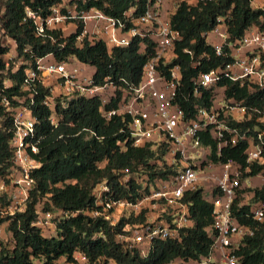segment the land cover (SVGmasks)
Returning a JSON list of instances; mask_svg holds the SVG:
<instances>
[{"label":"trees","instance_id":"obj_1","mask_svg":"<svg viewBox=\"0 0 264 264\" xmlns=\"http://www.w3.org/2000/svg\"><path fill=\"white\" fill-rule=\"evenodd\" d=\"M62 1L0 0V180L7 184L0 191V228L5 225L9 239L0 240V264H58L59 260L64 264H79L74 257L76 253L84 256V264H95L98 259L117 264H173L176 261L188 264L208 257L213 241V206L201 190L187 192L184 196L191 225L180 229V239L155 241L145 257L135 250L123 249L116 240L126 226L144 222L143 214L129 218L121 216L113 226L103 216L92 217L91 212L99 209L94 190L102 183L107 185L109 195L116 201L134 203L140 198L142 184L130 178L127 187L123 186V170L145 175L148 178L145 182L165 178L169 172L158 169L150 146H132L126 130L127 118L114 116L109 121L103 118L98 96L58 95L53 107H46L42 102L49 95L47 88L36 82L34 88L24 89L26 70H36V61L48 55L56 62L75 57L94 68L93 85L111 82L116 87L135 86L153 49L149 45L146 53L140 54V40L135 39L128 47L113 48L109 52L103 42L87 37L82 39V46L77 47L76 38L83 31L81 22L67 35L61 30H52L37 36L32 21H23L26 8L44 18L51 7ZM251 3L252 0H197L195 4L180 0L176 3L169 19L171 28L180 36L175 43L177 58L173 64L180 66L182 74L181 95L176 102L184 111L185 119L194 116L193 105L209 109L213 104V88L202 90L197 98L190 96L188 101L184 100L193 91V78L199 71L209 72L233 61L229 56L215 57L206 43V34L219 25L218 19L223 20L227 43L239 41L251 27L264 32V8L254 9ZM146 4L147 0H95L83 8L95 7L123 21L130 9H134V17L142 14ZM2 38L13 42L16 58L23 62L15 70L4 60L10 49L2 43ZM184 50L192 51L195 56L206 52L210 60L193 69ZM224 52L229 54L226 47ZM5 81H10V85L4 86ZM216 87L224 88L225 100L240 103L249 117L239 123L228 122L238 133V141L234 146L221 148L218 157L217 142L207 133H200L201 142L210 148L212 162L231 160L239 165L243 182L264 171V164L247 163L245 155L250 139L258 144V134L264 132V125L259 122L264 112V89L247 83L241 86L229 79H221ZM120 95V91H116V99L107 104L105 110L115 109ZM4 100L10 108L27 106L37 121L34 143L38 153L30 155L39 167L31 172L33 189L28 194L24 211L14 215L5 213L13 191L9 178L15 167L11 145L13 123ZM52 117L56 127L51 124ZM246 193L251 195L248 204L242 199ZM260 201H264V187L242 188L233 202L232 211L238 223L252 232L235 251L239 264H264V219L257 222L250 214V209ZM39 206L43 213L57 215L53 220L55 236L47 237L44 229L33 225Z\"/></svg>","mask_w":264,"mask_h":264},{"label":"built area","instance_id":"obj_2","mask_svg":"<svg viewBox=\"0 0 264 264\" xmlns=\"http://www.w3.org/2000/svg\"><path fill=\"white\" fill-rule=\"evenodd\" d=\"M91 1L95 0H63L51 7L44 18L26 8L23 21H32L37 36L52 30H61L63 33L64 27L75 30L77 23L81 22L83 31L76 38L77 47L82 46L84 37L103 42L109 52L113 48H126L135 39L140 40V54H145L147 47L151 45L153 54L142 67L139 83L135 86L116 87L111 82H106L102 86H96L92 83L93 67L80 63L75 57L56 62L48 55L36 61V70H26L24 89L34 88L36 82L47 88L49 95L44 97L42 103L49 108L53 107L58 95L85 98L98 96L103 118L107 121L114 116L127 118L126 130L132 146H150L158 169L169 172L165 178L145 182L144 180H148L145 175L123 170V186L127 187L130 178L142 184L140 198L134 203L128 200L116 201L109 195L107 185L102 183L94 190L99 209L91 212L92 217L103 216L113 226L118 222L116 214L126 218L143 214L144 222L126 226L124 233L117 235L116 240L123 249L135 250L145 257L155 241L180 239V229L191 225L184 196L187 192L201 190L213 206V241L208 257L188 264H239L235 251L252 232L238 223L232 206L243 188V182L249 178L242 182L240 166L231 160L225 163L212 162L211 150L202 145L200 133H207L217 142V157L221 148L236 145L238 133L228 126V122H243L249 116L240 103L225 100L224 88H217L216 85L221 79H229L241 86L247 83L256 89H264V32L251 27L239 41L227 43L226 31L219 29L223 20L218 19L219 25L206 34V43L210 34L215 36L219 40L217 43H207L214 56H229L233 61L209 72L199 71L193 78V91L184 100L188 101L190 96L197 98L202 90L213 88V104L209 109L193 105L194 116L185 119L184 111L176 102L181 95L182 74L180 66L173 64L177 58L175 43L180 40V36L171 28L169 19L176 5L173 10H168L164 8L163 0H147L142 14L134 17V9H130L121 21L95 7L83 8ZM259 8L263 9L264 5ZM224 47L229 54L224 52ZM184 52L189 55L193 69L210 60V55L206 52L197 56L190 50ZM116 91L121 93L116 108L105 110L104 107L116 99ZM3 103L8 107L13 123L11 145L15 169L12 172L17 174L10 181L13 191L5 213L14 215L24 211L28 194L33 189L31 172L39 167V163L30 155L38 153L34 143L37 121L27 106L10 108L8 102L4 100ZM232 113L236 115L233 116ZM262 119L264 112L259 118V122L264 125ZM51 124L57 126L54 117L51 118ZM262 133L258 134V144L250 139L245 151L247 163L264 164ZM255 178L262 179L264 187V171ZM5 188L4 184H0V191ZM36 213L33 225L40 229L52 226L53 219L57 216L39 210ZM250 214L255 221L262 222L264 201L254 205ZM74 257L76 260L81 257L86 262L79 253ZM95 264L117 263L98 259Z\"/></svg>","mask_w":264,"mask_h":264},{"label":"rangeland","instance_id":"obj_3","mask_svg":"<svg viewBox=\"0 0 264 264\" xmlns=\"http://www.w3.org/2000/svg\"><path fill=\"white\" fill-rule=\"evenodd\" d=\"M180 0H170V6L171 5H174L175 3L179 2ZM261 7V6H258V8ZM64 32L63 34L67 35L68 31L70 28L68 27H64L63 28ZM2 43L4 45H7L10 49L9 53L7 55L4 56V60L5 62L9 63L10 65H13V70H15L18 66H20L23 62L22 60H19L16 58V52H15V47H14V44L13 42L8 39V38H2ZM208 40H211V38H208ZM10 85V82L9 81H5L4 82V86H9ZM17 174H15V172H11V177L9 178V184L11 185L10 181H11V178H15ZM0 184H4L5 186L7 185L5 183L4 180H0ZM262 179L260 178H255L253 181H252V184L249 185L248 187H244V188H249V189H253V188H261L262 187ZM243 203L245 204H248L250 202V199H251V195L250 193H246L243 197ZM40 212L41 211V206L38 207V209ZM125 214V213H124ZM116 216L118 217V219L121 217V214H116ZM54 220V219H53ZM4 228H5V225H4ZM3 226L2 228H0V235H2V239L4 237V233H3ZM45 230V235L48 237V236H55V227H54V223L52 226L50 227H47L44 229ZM4 240H9L8 239V236L4 239ZM78 263L79 264H84L85 263V260H83L81 257H78L77 259ZM58 264H64V261L63 260H59Z\"/></svg>","mask_w":264,"mask_h":264},{"label":"crops","instance_id":"obj_4","mask_svg":"<svg viewBox=\"0 0 264 264\" xmlns=\"http://www.w3.org/2000/svg\"><path fill=\"white\" fill-rule=\"evenodd\" d=\"M163 1H164V2H163V6H164V8H167L168 10H169V9H170V10H173V9H174V6L176 5V3H175L174 5H171V6H170V0H163ZM186 1H187L189 4H195L197 0H186ZM251 5H252V7H253L254 9H257L258 6H263V5H264V0H252ZM219 29H220V31L225 32V27H224L223 24L220 25ZM71 31H74V28H71L69 32H71ZM67 34H68V33H67ZM208 38H211V40H208V39H207V43H209V44L217 43V42L219 41L215 36H213V35H211V34H210V36H209ZM93 72H94V69H93ZM93 72H92V73H93ZM232 115L235 116L236 113H232ZM262 121L264 122V119H262ZM254 179H255V177H253V178H249L248 180H246L245 182H243V188L246 187V186L248 187L249 185H251V184H252V181H253ZM244 195H245V194H244ZM244 195H243V196H244ZM3 233H4V237H3V239H2V235H0V240H4V239L7 237V234H5V228L3 229ZM173 264H181V263H179V262L176 261V262L173 263Z\"/></svg>","mask_w":264,"mask_h":264}]
</instances>
